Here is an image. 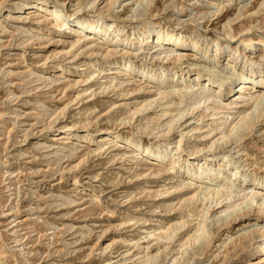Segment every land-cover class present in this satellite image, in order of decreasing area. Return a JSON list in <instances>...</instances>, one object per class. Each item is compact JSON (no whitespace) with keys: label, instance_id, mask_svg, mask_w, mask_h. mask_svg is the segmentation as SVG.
I'll return each instance as SVG.
<instances>
[{"label":"rangeland","instance_id":"rangeland-1","mask_svg":"<svg viewBox=\"0 0 264 264\" xmlns=\"http://www.w3.org/2000/svg\"><path fill=\"white\" fill-rule=\"evenodd\" d=\"M48 1L67 14L115 16L127 36L181 22L180 32H193L201 46L229 44L261 62L264 73V0H153L150 6L135 0ZM75 39L43 10L0 0V264H141L144 252L157 258L153 264H170L176 255L175 264H247L239 255L223 261L218 237L206 249L196 242L182 254L178 244L199 219L203 192L191 197L200 182L220 186L228 174L223 170L215 182L187 174L185 167L195 170L205 162L212 142L216 151L224 148L213 168L231 149L242 174L264 181V121L235 144L243 132H230L256 102L232 93L218 105L199 103L165 135V123L183 103L176 96L159 99L155 82L139 72L159 74L172 65L157 54L159 47L144 42L123 49L88 36ZM248 39L255 44L246 52L241 40ZM114 46L113 55L105 56ZM122 59L135 70L121 69ZM181 66L188 74L171 83L170 72L169 84H190L195 68ZM257 107L264 113V103ZM109 131L119 137L107 139ZM223 133L231 140L220 139ZM127 138L166 155L146 157ZM180 220L173 240L152 235Z\"/></svg>","mask_w":264,"mask_h":264},{"label":"bare ground","instance_id":"bare-ground-1","mask_svg":"<svg viewBox=\"0 0 264 264\" xmlns=\"http://www.w3.org/2000/svg\"><path fill=\"white\" fill-rule=\"evenodd\" d=\"M135 2L139 6L141 3L144 5L143 2L150 6L153 0H135ZM22 4L31 10H43L51 23L60 30L63 27L70 28L76 34L74 41L76 43L80 42L83 37L88 36V38H97L107 43L118 44L123 49L130 46L141 47L144 42L146 45L150 42L153 45L152 47L158 46L157 54H162L165 60L171 61L172 65L168 66L167 70H161L159 74H153L152 70H146L145 68L139 69V72L143 78L155 82L154 85L157 86L159 99L176 96L183 103V108L178 110L175 115L169 116L170 119L165 123V135L186 112L199 108V103L218 105L223 101L225 95H231L232 93L238 95L237 98H245L244 101L252 100L256 102L253 109L240 114L238 122L230 128L231 133H235L237 130L243 132L237 135V139L234 138L233 144L239 142L238 140L242 139L243 136L245 137L246 133L252 132L255 125L264 121V113L257 112V105L264 103V73L260 67L261 62L255 63L245 56L244 58L237 50L233 51L234 47L229 44L225 46L216 44L212 48H208L207 45L203 47L199 42L200 38H196L193 32V34L180 32L183 27V24L179 27L181 22H178L176 28L166 27L161 29L158 26H154L151 31L141 32L137 36H127L125 27L116 23L115 16H113L112 20H105V15L102 13L90 17L76 14V11L72 14H67L61 6L48 0H22ZM180 7L182 9V5ZM183 22L185 21L183 20ZM193 27L195 28V26ZM224 34H226V37H231L228 32ZM252 39L241 40L244 45V51L249 52L254 49L255 43H253ZM241 44L238 43V45ZM189 46L191 48L190 51L187 50ZM116 48L115 46L109 47L105 52V56H112ZM225 59L226 62L223 63ZM120 64L121 66L119 67L121 69H126L127 71L135 70L130 59H122ZM183 64L195 68L194 77L191 78L190 84H169L168 75L170 72H173V76L170 78L171 83L174 77L184 78L188 74V70L183 72L181 66ZM235 82H237L236 85H234ZM253 89H256L257 93L249 94L250 96H248L246 91ZM232 104L233 102H229L228 106ZM164 111L166 113L170 109H165ZM114 134L109 131L105 136L107 139H117L119 136ZM183 134V132L179 134L178 145L181 144ZM224 134L220 139L229 138L228 135ZM125 142L133 145L137 151L146 157H154L156 160H160L166 155V151L160 152L159 147H143L140 141H133L130 138L125 139ZM214 145L215 141L207 149L209 154L204 158L205 162L202 165L197 166L198 168L195 170L185 167L186 172L193 180H201L208 177L210 181L214 182L218 178L217 175L221 174L223 170L228 171V174L222 178V185L210 188L200 182V186L202 185L200 190L193 192L191 199L201 196L203 192L202 202L204 201V203L199 213V219L194 225L193 232L179 240L178 248L181 251L180 253L186 252L187 247H191L192 243L196 242L202 243L203 249H206L218 237L216 246L222 248L223 261H229L232 256L239 255L240 259H246L244 261L247 264H264V181L249 180L247 175L242 174L240 165L236 164L237 161H232L233 158L229 153L231 149L222 153L219 158L221 164L213 168L211 162L214 157H217L218 152L224 149L220 148L216 151ZM226 147H230V145ZM213 208L220 209L219 213H213ZM181 220L152 235L164 240H173L177 234L176 231L179 228L181 229L184 223ZM221 235H224V237L222 238ZM250 244H255L256 246L245 254L242 253L240 255ZM191 249L193 250V247ZM193 254H196V252L193 251ZM256 254L257 256L254 259L251 258ZM176 256L171 259L170 264L177 262L178 257ZM156 261L157 258L148 254V252H144L141 264H153Z\"/></svg>","mask_w":264,"mask_h":264}]
</instances>
